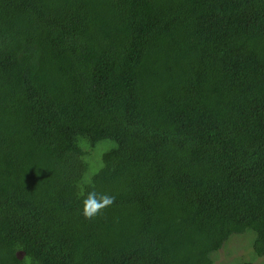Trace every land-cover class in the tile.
<instances>
[{
	"label": "trees",
	"instance_id": "trees-1",
	"mask_svg": "<svg viewBox=\"0 0 264 264\" xmlns=\"http://www.w3.org/2000/svg\"><path fill=\"white\" fill-rule=\"evenodd\" d=\"M220 250L264 258V0H0V264Z\"/></svg>",
	"mask_w": 264,
	"mask_h": 264
},
{
	"label": "clouds",
	"instance_id": "clouds-1",
	"mask_svg": "<svg viewBox=\"0 0 264 264\" xmlns=\"http://www.w3.org/2000/svg\"><path fill=\"white\" fill-rule=\"evenodd\" d=\"M114 201L115 197L110 194L98 193L95 190L88 191L86 197L83 199L82 215L86 219H92L97 216L101 210L111 206ZM18 250H24L23 246H19ZM22 262L23 264H33V260L28 254L24 257Z\"/></svg>",
	"mask_w": 264,
	"mask_h": 264
},
{
	"label": "rangeland",
	"instance_id": "rangeland-1",
	"mask_svg": "<svg viewBox=\"0 0 264 264\" xmlns=\"http://www.w3.org/2000/svg\"><path fill=\"white\" fill-rule=\"evenodd\" d=\"M239 245H235L233 244V248L236 252L235 256L241 257V255H245V258H248V253L250 252V249H244L247 251H244L241 249V247L243 248L244 243H238ZM233 260V257L229 256V252H226L224 250H220L219 251V260L216 264H231V261ZM255 264H264V258H258L255 259L254 261Z\"/></svg>",
	"mask_w": 264,
	"mask_h": 264
}]
</instances>
